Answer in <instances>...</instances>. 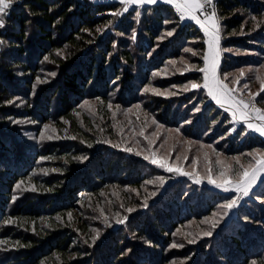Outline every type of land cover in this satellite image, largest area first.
Returning a JSON list of instances; mask_svg holds the SVG:
<instances>
[{"label":"trees","instance_id":"obj_1","mask_svg":"<svg viewBox=\"0 0 264 264\" xmlns=\"http://www.w3.org/2000/svg\"><path fill=\"white\" fill-rule=\"evenodd\" d=\"M125 7L15 0L4 16L0 264H264V180L225 224L229 197L176 180L142 151L156 126V145L173 131L225 156L264 141L234 128L203 87L184 90L204 83L196 24L165 2ZM215 10L230 85L264 64V0H216Z\"/></svg>","mask_w":264,"mask_h":264},{"label":"rangeland","instance_id":"obj_2","mask_svg":"<svg viewBox=\"0 0 264 264\" xmlns=\"http://www.w3.org/2000/svg\"><path fill=\"white\" fill-rule=\"evenodd\" d=\"M97 2H112L110 0H94ZM216 1V0H215ZM114 2V1H113ZM117 2V1H115ZM120 2V1H118ZM166 3V2H165ZM173 5L172 3H169ZM131 3L127 5L129 8ZM136 5V4H135ZM174 8V5H173ZM175 10V9H174ZM212 11V7L208 9V13ZM176 12V11H175ZM184 21H192L191 19L185 18ZM193 22V21H192ZM194 23V22H193ZM195 24V23H194ZM201 29V28H200ZM202 30V29H201ZM203 31V30H202ZM204 33V31H203ZM205 35V33H204ZM220 36V60H219V68L217 70V78H221L220 76V69L222 67V52H221V43H222V35L221 32H219ZM208 39V37L206 36ZM205 66V65H204ZM244 70V77L240 80L239 83H236V78L239 77L240 71H237L234 73V80L232 84L228 85L229 88L235 89L231 95L233 96V99L235 101L243 100L245 102L251 101L255 105L256 108H259L261 110H264V92H260L261 84L264 82V64L261 65L258 68H250V69H243ZM249 72L251 80L247 82V73ZM259 77V79L257 78ZM225 83V82H224ZM226 84V83H225ZM247 84L248 87L244 88L243 85ZM205 92L208 95V90L204 88ZM260 92V95L255 97V100L251 99L252 94ZM208 98L210 102H212L219 110L224 112L229 116L230 123L233 124L234 128L243 127L245 132L248 134L256 135L259 138H261L264 141V136H261L258 132L253 131L251 129L247 128V125L244 121V119L241 118L240 112L238 111V108L242 107L238 105L237 103H233L231 101L224 102L223 106L217 104L215 100H213L209 95ZM91 103V101H90ZM87 106L89 111H92L94 106L91 104H88ZM227 109V110H226ZM236 111L237 116L234 119L232 113ZM249 112V120L253 124H260L261 121L257 120L255 118V113L252 112L251 108L248 109ZM155 132L149 135L148 142H150V150H148V147L145 146L143 151L144 156H149L150 160L152 157V153H155L157 159H164L168 162L169 166L171 167H179L182 172L190 173L191 175H181L180 172H169L166 171L164 168L156 166L163 170L167 174H171L176 180H183L188 181L189 183L196 185L201 188L208 189L220 196L229 197L230 200L237 198L240 196L241 198L238 200V203L235 207L228 209L226 211H220L218 212V216L222 217L224 219V223L228 224L233 218L236 217L237 211L240 206H242L245 202V200L250 196V193L252 190H254L263 180H264V173L261 174L260 178L257 180V182L252 186V188L249 191L248 196H242V194L237 193L236 191H224L221 188L215 187L213 184L208 183V175L209 170H211V174L213 175V178L220 179L219 174L223 171H225V168H229L230 170L227 172V175L232 179H238V176H236V173L238 171H242L243 168H247L250 165L255 164L254 156L259 158L260 156H264V149H254L250 152H246L241 155L236 156H225L222 154H219L217 152L211 151L210 147H204L203 145H200L197 143L189 142V141H180L177 134H175L173 131H167L165 132L166 135L164 136L161 141L157 142V132L160 131V127L156 126L154 128ZM140 135L139 132H137V135ZM149 134V133H148ZM163 137V136H162ZM197 146L196 149L193 147ZM207 149V151H205ZM174 150V151H173ZM179 157V159H177ZM186 157V158H185ZM54 161L58 160V158L55 156L53 158ZM195 161V163H194ZM219 161V163H218ZM238 161V162H237ZM199 178L200 183H196L195 179ZM85 200H83L84 206H85ZM76 214V217L79 219V221L83 218V212L75 208L73 210ZM227 213V214H225ZM40 224L43 225L44 221L41 220ZM68 258H72L73 255L69 254L67 255ZM42 264V263H38Z\"/></svg>","mask_w":264,"mask_h":264},{"label":"snow or ice","instance_id":"obj_3","mask_svg":"<svg viewBox=\"0 0 264 264\" xmlns=\"http://www.w3.org/2000/svg\"><path fill=\"white\" fill-rule=\"evenodd\" d=\"M15 2V0H0V27L4 26L5 20L4 16L7 14V10L12 6V4ZM122 4L128 5L129 3H136L138 5L140 4H154L157 3L158 0H120ZM166 3H172L174 7L177 9V11L180 13L181 20L188 18L194 20L204 31L205 36L208 37V39L205 41L208 48L207 51L203 55V60L205 62V66L203 68L196 69L197 71H200L204 74V83L198 84V83H191L190 85H186L184 90L187 91L189 88L198 89V88H206L208 90V95L217 102V104L223 106L224 102L231 101L233 103H237L238 105L242 106L238 108V111L240 112V116L242 119H244L247 128L251 129L253 131L258 132L261 136H264V110H261L259 108H256L251 101L245 102L243 100L235 101L233 99V96L231 93L235 91V89L229 88L227 84L224 83V80H226L228 77L225 76L223 79L217 78V70L219 68V60H220V23H219V17L217 16L216 10H215V0H164ZM206 6H211L212 11L210 13L205 12L204 9ZM127 10V7L124 9ZM199 13L200 15H203L204 19L201 20L199 16L197 15ZM120 12H114L112 15H121ZM253 20H255V17H252ZM257 27H259V24H257ZM167 35H172V32H168ZM2 43V41H0ZM186 52L192 51L191 49H185ZM59 54V53H58ZM193 55H196L197 53L192 52ZM47 60L48 57H45ZM194 67V66H193ZM188 70V69H185ZM51 75H55V73H51ZM244 77V70L240 71L239 77L236 78V83H239L241 79ZM259 79V77H257ZM40 82L39 80L37 81ZM244 88H247L248 85H243ZM145 91H148V89H145ZM158 95H162L164 93H160L157 90H153ZM260 92H264V82L261 84ZM260 92L254 93L251 96L252 100H255V97L260 95ZM174 94V93H169ZM85 104H88L87 101H85ZM139 108V105L136 106ZM251 108L252 112L255 113V118L259 121H261L260 124H253L249 120V112L248 109ZM227 110V109H226ZM233 118L235 119L237 116V112L234 111L232 113ZM155 123V121H153ZM46 128L49 126H45ZM41 137L43 138V133L41 134ZM51 139V137H48ZM211 147V145H209ZM125 151H131L130 148L125 149ZM139 155L140 153H136ZM186 158V157H185ZM77 159H86V157L80 158L77 157ZM144 159L148 160L150 159L149 156H145ZM179 159V157H177ZM255 164L250 165L247 168H243L242 171H238L236 173V176H238V179H232L227 175V172L230 170L229 168H225V171L221 172L219 174L220 179L213 178V175L211 174V170H209V175L207 177L208 183L215 185L217 188H221L224 191H236L239 194H242V196H248L249 191L252 188V186L257 182V180L260 178L261 174L264 173V156H260L259 158L255 157ZM238 162V161H237ZM151 163L156 164L159 167L164 168L166 171L169 172H180L181 175H191L190 173H185L180 170L179 167H171L169 166L168 162L164 159H157L155 153H152L151 157ZM195 163V161H194ZM219 163V161H218ZM196 183H200L199 178L195 179ZM146 183H148L146 181ZM20 185H17V188H19ZM155 193H153L154 195ZM241 197L238 196L237 198L229 200L226 204L222 205L224 208L231 209L235 207L238 203V200ZM127 211L131 212L133 209H128ZM227 214V213H225ZM215 215V214H214ZM71 216V214H69ZM127 218L117 220V223H124V221ZM207 221H202V223H206ZM6 223H12L11 220L7 221ZM213 228L216 226L215 223H213ZM173 235H176L174 233ZM204 235H211V232H205ZM99 236V233H97V237ZM95 240V238H94ZM94 242V241H93ZM194 241H189V243H193ZM0 243H7L6 241H0ZM172 248L176 247H182V245H177L173 243L170 245Z\"/></svg>","mask_w":264,"mask_h":264},{"label":"built area","instance_id":"obj_4","mask_svg":"<svg viewBox=\"0 0 264 264\" xmlns=\"http://www.w3.org/2000/svg\"><path fill=\"white\" fill-rule=\"evenodd\" d=\"M215 5H216V1H215ZM211 6H206L204 11L205 12H208V9L210 8ZM176 13L180 16V13L177 11V9L174 7ZM197 15L199 16V18L202 20L203 18V15H200L199 13H197ZM192 20V19H191ZM199 28H201L194 20H192Z\"/></svg>","mask_w":264,"mask_h":264},{"label":"crops","instance_id":"obj_5","mask_svg":"<svg viewBox=\"0 0 264 264\" xmlns=\"http://www.w3.org/2000/svg\"><path fill=\"white\" fill-rule=\"evenodd\" d=\"M110 1H120V0H110ZM161 2H164V0H158V2L157 3H161ZM131 4H136V3H131ZM154 4H156V3H154ZM136 5H138V4H136ZM140 5H148L147 3H145V4H140ZM210 13V12H209ZM204 19V17L202 18V20Z\"/></svg>","mask_w":264,"mask_h":264}]
</instances>
